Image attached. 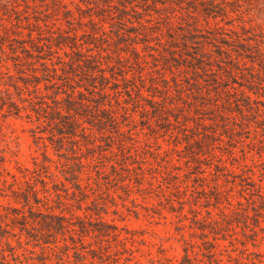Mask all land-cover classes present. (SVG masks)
<instances>
[{
	"label": "rangeland",
	"instance_id": "obj_1",
	"mask_svg": "<svg viewBox=\"0 0 264 264\" xmlns=\"http://www.w3.org/2000/svg\"><path fill=\"white\" fill-rule=\"evenodd\" d=\"M96 3L17 0L16 11L0 10V100L8 90L27 106L31 62L49 104L83 83L63 65L77 59L74 49L55 46L77 35L86 55L100 53L112 67L120 92L112 108L130 116L119 118L130 133L63 138L56 151L50 139L62 136L27 109L16 116L0 107V215L8 217L0 219V263L3 254L5 264H264V0ZM176 117L215 133H182ZM223 118L234 131L222 133ZM28 181L49 198L37 209L64 215L75 232H20L13 209L28 216Z\"/></svg>",
	"mask_w": 264,
	"mask_h": 264
},
{
	"label": "trees",
	"instance_id": "obj_2",
	"mask_svg": "<svg viewBox=\"0 0 264 264\" xmlns=\"http://www.w3.org/2000/svg\"><path fill=\"white\" fill-rule=\"evenodd\" d=\"M16 1L17 0H0V10H10L13 12L16 11L17 8L15 5ZM78 1L82 4L85 3L87 5H91L92 3L97 4L96 3L97 0H78ZM75 7L77 10H80L78 4H75ZM96 8L99 7L96 5ZM65 14L69 18L71 17V11L67 9V6H66ZM95 16L97 17L98 15L96 14ZM89 23L93 26L96 25L92 19H89ZM59 38H60V42H58L55 46L57 48H61V47L64 48L65 46H67L70 49H74V53L77 57V59H75L74 61L70 60L68 63H63V65L69 66V69L74 74V76L80 78V82L83 83H77L75 87L69 85L67 87L69 88V90H64L61 92L57 91L53 93V97H49V99L51 100V103L49 104L46 101L48 97L46 95H43L38 87V85L40 84V79L36 75L37 69L34 67L35 63L31 62L30 76L33 79L32 80L33 90L31 92L32 95H29L30 98L22 99V100L20 99L22 103L26 102L27 106L19 107L16 102L12 101V97L9 91L5 90L3 92L4 99L0 100L1 102L0 107L2 108L3 106H7L8 107L7 112H13L16 116L20 114L21 110L25 111L27 109L28 110V113L26 115L27 118L30 119L34 117L37 122L42 121V123H45V125L49 128L48 133H58L60 136H62L60 137V139H57V141L50 139V142H52V144L55 143L56 151L61 149L60 146L63 145V144L61 145L62 140H64L63 138L74 139L76 137H80L81 139L87 140V138L90 137L89 134L87 133H130V130L128 131L122 130L124 125L122 126V122H120L119 120V118H124L126 120L130 118V116H128L126 113L127 110L123 109L124 114L118 116L117 111L113 110L111 105L112 97L116 98L117 96L120 95V92L118 91V85L115 83H111V81L115 78L113 72L111 73L112 67L109 66L108 63H105V65H103L102 63L103 57L101 56L100 53H97L96 55H91V54L86 55L82 51L83 45L79 43V40L81 38L76 40L77 35H73V37L60 36ZM68 41H71V43ZM38 49H40V47H35V52H39ZM22 50H23L22 52H25L27 55L31 56V54L27 49L23 48ZM85 52L89 53L91 52V49H86ZM257 55L259 57L261 66H263L264 68V53H261L260 50H258ZM37 58L40 60L42 57H39L37 55ZM39 64L43 68L42 71H47V72L51 71L54 74L53 76L59 77L57 75L55 68L50 70L46 63L43 62ZM15 65L18 66L19 61ZM106 72H109L110 74L109 77L106 76ZM5 74L7 75V79L9 80L13 79V76L10 75L8 72ZM120 76H122L121 78L123 81H126L123 75ZM21 81L24 85H26V83L30 80L26 78L24 80L21 79ZM109 83L112 84L111 87H107ZM11 86H13V88H15L16 91H18V94H21L22 90L19 87H17V85L13 84ZM44 88L46 90L49 87L45 85ZM80 89H83L85 92H88V94L92 96V98L91 99L85 98L84 94L80 91ZM108 90L113 91L114 96H111L108 93ZM62 95L63 97L58 98V96H62ZM93 95L97 96L98 99H95V97L93 98ZM249 99L250 98H247L248 101ZM88 103H92L93 105H90ZM255 113L256 115L254 116L255 117L254 119L256 120V118L259 117L260 115L258 114V111ZM156 117L160 119V117L162 116L156 115ZM165 120L167 124H171L169 119L165 118ZM221 122H222L221 124L222 133L231 132L233 130L230 127H228L224 118L223 120H221ZM175 123L176 124L181 123L177 117L175 118ZM178 127L180 128L182 133H215L213 131H207L206 130L207 128L203 123L196 124L194 130L188 129V127H186L184 124H179ZM63 135H66L67 137H63ZM57 142L59 144L58 147L56 145ZM76 160L77 161L74 164L83 167L81 161H79L80 158H77ZM87 165L90 166L91 162L88 163ZM39 182L44 187L45 182L43 180H40ZM27 187L28 190H26L24 193L21 194L22 196L21 198H22V202L24 203V206L27 207L28 216H26L25 213L20 210L13 209V213L16 216L13 217L14 218L13 220L15 221V223L19 225L20 232L23 230H27L28 226H30L32 229L36 226L45 228L47 234H51L52 232L58 234V232H63L64 229H68L67 231L69 232L76 231L75 229H71L75 225L69 223L64 215H55L52 212L43 214L42 212H40V210L37 208H39V205L46 206V203L49 202V198L44 197L43 198L44 200L40 199L37 196V191H35L32 188L31 183H29V181L27 182ZM30 198L32 199L33 202H31ZM34 208H36L37 210H34ZM46 210H51V207L46 208ZM1 218H8V217L7 215H3V216L0 215V219ZM14 221H12V223ZM77 226L81 234L84 235L87 234L88 230L85 228V226L82 225V223H79ZM70 239L73 240V237H70ZM6 245L9 248V252H12V248H10V245L8 243ZM14 258H15L14 260L17 259L16 257ZM185 259L189 260L187 256L185 257ZM1 260L2 262L0 264H5V256L3 254L1 255Z\"/></svg>",
	"mask_w": 264,
	"mask_h": 264
}]
</instances>
